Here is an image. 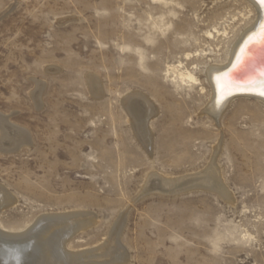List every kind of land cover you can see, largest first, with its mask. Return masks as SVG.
<instances>
[{
    "label": "rangeland",
    "instance_id": "374dc122",
    "mask_svg": "<svg viewBox=\"0 0 264 264\" xmlns=\"http://www.w3.org/2000/svg\"><path fill=\"white\" fill-rule=\"evenodd\" d=\"M248 10L244 0H0V114L32 140L0 151V232L72 214L80 226L62 247L82 264H264V102L236 98L217 122L206 113V71L229 56ZM215 29L230 42L208 39ZM187 69L198 86L180 83ZM134 93L157 112L148 143L122 103ZM213 161L231 202L201 187L141 193L151 173L182 179Z\"/></svg>",
    "mask_w": 264,
    "mask_h": 264
},
{
    "label": "bare ground",
    "instance_id": "6f19581e",
    "mask_svg": "<svg viewBox=\"0 0 264 264\" xmlns=\"http://www.w3.org/2000/svg\"><path fill=\"white\" fill-rule=\"evenodd\" d=\"M244 1H246L248 4L249 10L247 13V20L248 22H250V25L242 33L241 37L236 41V43L231 46L229 56L221 63L216 61L215 65H213L206 71L207 80L212 90L210 96V104H208V107H206V113L212 116L216 122V118L218 116L220 117L223 114L224 110H226V107L229 105V103L232 100L234 101V99L236 98H254L264 102V94H262L264 93V43H262L261 46L259 45V39H264V0H257L262 4H260L262 8L259 7L255 0ZM253 16L255 17L254 19H252ZM257 24H260V30H257ZM229 34L230 33H228L227 29H225L223 32L215 29V32L211 31L208 33L207 38L216 39L217 37H223L224 39H227L228 42H230ZM247 37H249L248 43L250 42V49L256 52L255 58L247 62V65H245L246 67L243 66L244 71L242 75L246 78V81L248 80L247 82L249 83V85L245 88L237 89L235 91L236 94L229 93V90H227L229 79L227 78V80L226 76H224L222 72L232 64L235 57L240 55V52L242 51L241 45ZM188 59L191 58L189 57ZM192 70H197V67L193 68ZM192 70L187 69L184 73L181 72L179 76V81L181 84L191 86L199 85V79L195 76ZM88 87L90 88L92 93L96 94L97 96H99L102 91L101 84L94 77L88 78ZM39 88L41 89L40 86ZM204 90V88L201 89L203 93ZM39 98L40 97H38L36 100L39 101ZM148 100L139 93L131 94L122 100L123 106L129 116L135 133L144 143H148L147 141L151 139V132L149 130L148 124L152 120L153 116L155 118V114L157 113L155 110H153V106ZM31 141L32 140L29 132L12 124L8 116L0 114L1 152H17L22 147L31 145ZM153 175L155 174L151 173L145 179L143 191L141 192L142 194L153 191V189L157 188L162 191L178 192L185 189L188 190L192 187H201L215 190V192L217 191L218 193L223 195L226 200L230 201L232 199V197L230 196L231 194H229V191L227 192V189H225L224 187V184L222 182L223 180H221L222 176L220 178L219 169L214 161L206 169H204V171L198 173L195 176L187 178L169 179V177L165 178L164 176H160L158 177L156 182H153ZM146 195H148V193ZM69 215L71 216H68V214L67 216L57 215L59 217H57L56 220L54 218L55 221L51 224H46L49 222L48 220L51 219L50 217L49 219L43 218L44 220H42V223H40L44 225H41L39 229H36V231L34 232L20 234V236L14 235L15 233L8 234V232H0V264H69L71 263V261L73 262V259H77L76 264H82L86 262L87 258L85 257V255L82 254L74 256L72 254H69V252H67L68 250L64 251V247L66 246L62 247L63 243L67 241L65 240L67 236L71 234V229L80 226L73 225V227L71 224L72 220L74 221L73 218L75 215ZM81 221H83V219ZM86 222L83 221V223ZM81 229L83 228L81 227ZM67 242H69V240ZM111 243L112 242H110L109 246H111ZM105 254L106 253L103 252L102 257ZM78 258H81L83 260H80ZM106 258L109 260V258L112 259V256H108ZM122 260H120V258H116L113 259L112 262L115 263ZM104 262L102 263L104 264ZM112 262L110 263L112 264Z\"/></svg>",
    "mask_w": 264,
    "mask_h": 264
},
{
    "label": "water",
    "instance_id": "95a60500",
    "mask_svg": "<svg viewBox=\"0 0 264 264\" xmlns=\"http://www.w3.org/2000/svg\"><path fill=\"white\" fill-rule=\"evenodd\" d=\"M255 1L259 5V7L262 8V6H261L262 4L260 2H258L257 0H255ZM257 30H260V24H257ZM248 38L249 37H247L241 45L242 51L240 52V55L235 57L232 64L226 70H224L222 72V74L224 76H226V79L227 78L229 79V80L227 79L228 83H229L227 90H229V93H235V91L237 89H242V88H245L249 85V83L247 82L248 80L246 81V78L243 77V75H242V73L244 71L243 66L247 65L246 64L247 62H249L251 59L255 58L256 52L250 49V47H249L250 42L248 43V40H249ZM259 40H260L259 45L261 46L262 43H264V39L261 38Z\"/></svg>",
    "mask_w": 264,
    "mask_h": 264
},
{
    "label": "snow or ice",
    "instance_id": "6c2138e0",
    "mask_svg": "<svg viewBox=\"0 0 264 264\" xmlns=\"http://www.w3.org/2000/svg\"><path fill=\"white\" fill-rule=\"evenodd\" d=\"M262 94H264V93H262Z\"/></svg>",
    "mask_w": 264,
    "mask_h": 264
}]
</instances>
